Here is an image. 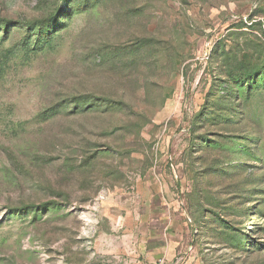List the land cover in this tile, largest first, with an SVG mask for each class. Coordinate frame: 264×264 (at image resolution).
Here are the masks:
<instances>
[{"label": "rangeland", "instance_id": "374dc122", "mask_svg": "<svg viewBox=\"0 0 264 264\" xmlns=\"http://www.w3.org/2000/svg\"><path fill=\"white\" fill-rule=\"evenodd\" d=\"M264 264V0H0V264Z\"/></svg>", "mask_w": 264, "mask_h": 264}, {"label": "built area", "instance_id": "2783aa9c", "mask_svg": "<svg viewBox=\"0 0 264 264\" xmlns=\"http://www.w3.org/2000/svg\"><path fill=\"white\" fill-rule=\"evenodd\" d=\"M153 264H167L164 260L159 259L156 262H154Z\"/></svg>", "mask_w": 264, "mask_h": 264}, {"label": "crops", "instance_id": "0c3cea01", "mask_svg": "<svg viewBox=\"0 0 264 264\" xmlns=\"http://www.w3.org/2000/svg\"><path fill=\"white\" fill-rule=\"evenodd\" d=\"M144 264V263H143Z\"/></svg>", "mask_w": 264, "mask_h": 264}]
</instances>
